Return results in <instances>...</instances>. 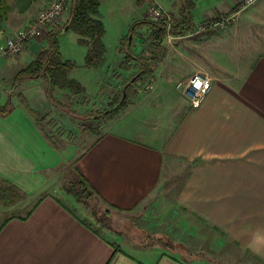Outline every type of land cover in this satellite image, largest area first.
I'll list each match as a JSON object with an SVG mask.
<instances>
[{
    "label": "crops",
    "instance_id": "obj_1",
    "mask_svg": "<svg viewBox=\"0 0 264 264\" xmlns=\"http://www.w3.org/2000/svg\"><path fill=\"white\" fill-rule=\"evenodd\" d=\"M53 1L4 0L9 11L0 22V56L5 35L26 30ZM243 3L178 0L169 8L177 11L176 20L187 12L196 25L233 14ZM145 14L146 7L139 17ZM263 30L264 0H256L225 29L169 35L154 67L153 93L110 122L79 155L72 147L61 148L18 102L22 94L36 113L48 112L53 106L47 83L24 82L14 95V111L0 116V180L15 193L11 202L0 201V264H195L207 260L194 257V250L228 245L250 250L264 262ZM125 35L112 54L104 37L105 62L96 71L120 64ZM41 47L37 40L28 42L20 62L0 65L1 72L13 68L16 77ZM195 72L213 79L197 109L176 88ZM70 161L78 179L114 212H135L156 198L169 200L171 225L156 230L152 243L126 239L125 231L116 234L115 225L101 232L77 212L79 202L67 196L66 203L54 189L57 174Z\"/></svg>",
    "mask_w": 264,
    "mask_h": 264
},
{
    "label": "rangeland",
    "instance_id": "obj_2",
    "mask_svg": "<svg viewBox=\"0 0 264 264\" xmlns=\"http://www.w3.org/2000/svg\"><path fill=\"white\" fill-rule=\"evenodd\" d=\"M163 1L164 4H161V6L170 14L173 24L174 20H176L174 18L176 13L174 12L177 11H172L169 7H172L174 5V2H178V0ZM100 2V15L102 21L104 20L103 23L106 30L105 39L110 54H112V50L114 48V45H116V43L118 42V39L124 33H126V35L124 36V38H126L129 35L130 28L135 22H151L147 19V13L149 12L150 7L156 4L157 1L100 0ZM164 5L168 6V9H166ZM145 7L146 14L143 18H140L139 16L143 12ZM46 8L40 10L38 14H40ZM67 11H69V8L67 9ZM10 12L11 18L16 16V13L13 9H11ZM66 14V17L61 20V22L56 26L62 27L66 24L69 19L70 11ZM36 17L34 18V20L36 19ZM172 24L170 28L172 27ZM53 28L54 27L46 31L43 36L37 37L35 39L42 44L41 49L47 47V36L49 35V32L53 30ZM169 30L170 29H168V31ZM196 30L197 24L192 26L187 35L194 31L196 32ZM20 32L21 31H18L17 33H13L11 35H5V45L3 48V52L5 50L7 41L15 37ZM147 35V27L142 26L136 28L133 36H131L130 39L132 40L131 51L134 55L139 56L141 54L144 47V42L147 39ZM199 35L201 34H197L195 36ZM123 39L120 42L119 49L121 48ZM58 41L59 50L62 54L63 60L73 61L76 65V68L70 73L71 78L80 82L81 85L85 88V92L82 94H73L66 90H60V94H58L55 92H57L59 89H56L52 91V97H55L58 105L54 106L51 104L53 107H50V110L48 112H45L41 115H39V113H35L33 110L32 114H34L35 119L39 118L38 121L42 126L44 132L51 134L52 138L56 143H58L61 148L68 149L72 147L76 150V152L78 151L77 155H79L96 138L100 137V135L108 130L110 122L122 119L124 115L128 114L132 110L137 101L142 100L153 93L154 89L151 91H139L142 90L147 84L155 85L153 81L154 67L152 69V75L150 76V78L145 81L139 80L138 82L132 83L131 88L128 90V96L126 95L127 104L125 106H123L119 110L113 111L111 115H104L103 117L95 118V114L109 111L113 104L120 100L122 93L127 90V87L129 86V80H131V78L135 76L137 71L135 68L131 70H125L122 67V63L125 58V55L122 54L124 58L122 59L120 64L118 61L109 63V65L107 67L104 66L105 69H103V71L99 73L98 71H96V69L87 68L85 66V56L87 53V49L86 47L81 46L78 43V36L73 31H68L67 33L60 35L58 37ZM26 49L27 48L25 47L24 52L26 51ZM8 56L10 55L1 54L0 57L2 59H0V62H2L0 63V65L15 67V64L17 62H20V58L24 57L23 54L19 56L14 55L16 57H11L12 55L10 57ZM31 62L29 61L28 64H30ZM131 66H135V63H131ZM18 71H20V69ZM13 73V68H11L10 70L7 69L6 72L2 73L0 67V103L2 105L6 103L8 93L12 89V83L15 77V74ZM56 95L58 96V98L56 97ZM12 102L14 105H16L14 102V96L12 97ZM36 123L38 122L36 121ZM72 164L73 163L71 161L68 162L66 167L57 174L56 182L54 184V189H56L61 199L66 200V203H68L67 196L72 197L70 194H68L67 190L71 188L73 184L75 185V182L77 184L79 182ZM0 188L3 189V192H0V201L6 203L11 202V195L13 196V194H15L14 191H12L8 184L4 183L1 180ZM17 199L20 200L21 197L18 196ZM17 199L16 201H18ZM170 205L171 204L169 200L165 201L156 198L155 200L149 201L144 209L141 208L131 213H117L110 209L102 201H100L96 196H85L81 203L77 205V212L82 217H85L89 222H92L95 228H98L103 233L107 231L108 227H113L115 225V231L117 232L116 234H123V232L125 231L124 235H126V239L127 237H131L132 240L139 241L140 239L152 243L157 241V234L155 232L156 230L163 231L165 230V228L171 225L173 219L172 217L170 218V214L173 215V213L172 210L170 211L169 209ZM92 210L96 214L97 219L93 214H91ZM114 219L116 220L115 222ZM148 226H151L152 228H149ZM133 227L136 230L147 229L149 231L153 230V232H133ZM126 230L128 231L126 232ZM132 235H134L135 237L132 238ZM139 236L142 237L140 238ZM213 236L214 235H212L211 238L212 244L215 243V239ZM164 242L172 246L170 241ZM194 252H197L194 257L207 260V262L205 260H194V262L198 264H264V262L257 256H254V254H252L250 250L239 249L236 245H228L227 248L220 249H196L194 250ZM185 255H189V257H192L193 254L185 252Z\"/></svg>",
    "mask_w": 264,
    "mask_h": 264
},
{
    "label": "trees",
    "instance_id": "obj_3",
    "mask_svg": "<svg viewBox=\"0 0 264 264\" xmlns=\"http://www.w3.org/2000/svg\"><path fill=\"white\" fill-rule=\"evenodd\" d=\"M100 6V0H70L68 5L70 11L68 21L62 27L54 26L53 30L50 31L47 36V47L42 48L35 59L17 74L12 83V89L8 93L6 103L3 105L0 103V116L6 117L14 111L15 106L12 102V97L15 95L17 89L28 80L45 81L47 83L46 94L48 101L54 106L58 105L55 97H52V91L56 89L66 90L73 94H82L85 92V88L81 83L70 76V73L76 68V65L73 61L63 60L59 50L58 37L64 34V30L69 26L68 31H73L78 36V43L87 48L85 66L94 69L100 68L105 62L106 54V45L104 43L106 30L101 19ZM8 11L9 9L4 0H0V22L8 19ZM142 26L148 28V35L141 54L136 56L131 51L132 40H130V36H133L136 28ZM192 26V19L187 12L184 13L180 20H174L169 31L164 23L147 21L135 22L129 30V35L122 41L120 52L125 55L122 67L125 70L135 68L137 72L135 76L129 80V86L127 90L122 93L120 100L115 102L109 111L95 114L94 117L111 115L113 111L119 110L125 106L127 104L126 95L128 96V90L131 88L132 83L138 82L139 80L145 81L152 75L153 67L156 66L162 57L161 53L164 50L163 43L166 38L169 35L176 37L185 36ZM131 63H135V66L132 67ZM17 99L19 104L23 106L30 115L35 117L34 114H32L33 109L30 107L26 98L22 96V94H19ZM78 181V184L75 182V185L73 184L71 188L67 190L68 194L77 202L81 203L85 196H96L94 191L87 186L84 180L79 179ZM0 192H3L2 188H0ZM92 213L97 217L93 210Z\"/></svg>",
    "mask_w": 264,
    "mask_h": 264
},
{
    "label": "built area",
    "instance_id": "obj_4",
    "mask_svg": "<svg viewBox=\"0 0 264 264\" xmlns=\"http://www.w3.org/2000/svg\"><path fill=\"white\" fill-rule=\"evenodd\" d=\"M69 2L70 0H56L53 2L49 7L37 15L36 19L26 30L21 31L15 37L7 41L5 50L2 54H7L10 56L12 55L11 57H16L14 55L19 56L23 54L26 44L30 40L32 41L37 37L43 36L46 31L58 25L66 13H69V11H67ZM255 2L256 0H244V3L235 13L225 14L216 20L197 24L196 32L194 31L189 33L187 36L190 37L197 34H202L210 29H224L227 26L235 23L240 13L252 6ZM147 19L155 23H164L168 29H170L172 24V18L170 14L158 3L150 7L149 12L147 13ZM212 86L213 79L202 72H195L176 84V88L182 93V95L189 102L190 106L194 109H197L202 105L205 97L212 89ZM153 89V84H147L139 92L151 91Z\"/></svg>",
    "mask_w": 264,
    "mask_h": 264
},
{
    "label": "water",
    "instance_id": "obj_5",
    "mask_svg": "<svg viewBox=\"0 0 264 264\" xmlns=\"http://www.w3.org/2000/svg\"><path fill=\"white\" fill-rule=\"evenodd\" d=\"M69 30V26L66 27V29L64 30V32H67ZM131 39V36H130Z\"/></svg>",
    "mask_w": 264,
    "mask_h": 264
}]
</instances>
